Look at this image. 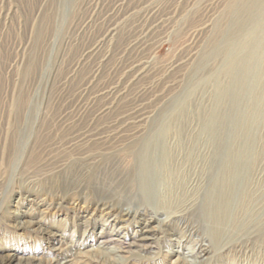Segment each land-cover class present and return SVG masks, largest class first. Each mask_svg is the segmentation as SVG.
Segmentation results:
<instances>
[{"label": "rangeland", "instance_id": "1", "mask_svg": "<svg viewBox=\"0 0 264 264\" xmlns=\"http://www.w3.org/2000/svg\"><path fill=\"white\" fill-rule=\"evenodd\" d=\"M211 115L248 167L221 227L198 214L217 167ZM159 128L168 177L143 196L122 186L126 142ZM97 129L109 132L87 142ZM129 206L187 211L160 217L148 254L109 264H173L197 243L211 252L201 264H264V0H0V261L93 264L76 256L137 235L136 218L114 219Z\"/></svg>", "mask_w": 264, "mask_h": 264}, {"label": "bare ground", "instance_id": "2", "mask_svg": "<svg viewBox=\"0 0 264 264\" xmlns=\"http://www.w3.org/2000/svg\"><path fill=\"white\" fill-rule=\"evenodd\" d=\"M257 7H259L258 2L253 3L250 9L251 10H255ZM259 55H260V53H259ZM241 79H243V78H241ZM237 83H238V81H237ZM239 83H240V81H239ZM238 85H240V84H238ZM238 89H240V87ZM78 114H79V112H78ZM235 114L237 115V112ZM79 119H80V117H79ZM231 119H229V120L231 121ZM208 120L210 121V122L208 121L210 123V125L208 124V126L205 127L204 129H205V132L207 134H209L212 137V139L215 140V143H216L215 147L217 148V150L214 151L213 165L215 164V165H217V167H216V171H215L216 173L211 176V177H213V179H211V180L213 181L212 184H214V185L212 186L211 189H209L206 192L203 204L198 209V214H199L200 218H202V220H204L208 225H214V226L216 225L217 227L218 226L221 227V226H223V224L226 223V221L231 220L233 207H234V205H236V203L238 201V199L236 197L237 196V188L235 186L234 180L238 179L241 176V174H243L242 178H245V176H246L245 171H247L248 167L244 166L245 164L243 165L242 157L239 154H236L235 151L231 150L230 141H228V139L226 140V138L224 137L226 135L227 136L230 135L229 133H233V132H226L225 130H222L218 125H214L215 124V118L212 115L210 116V119H208ZM100 130H98V129L97 130H88V131L84 130L85 134L87 135V136L85 135V138L87 139L86 141L87 142H92L93 140H97L104 133L109 132L107 130H101V131ZM161 130H164V129H160L159 128L156 131L154 130V133L152 135L148 134V135H146L145 137H143L139 141H136V142L127 141L126 142L129 145L130 150L132 151V153L135 156V158H134L135 162L133 161L135 164L131 166V169L126 174L124 173L126 175V178H125L124 183H122L123 187H128V186L129 187H135V186H137L138 189H139V192L143 196H147V195H151L150 194L151 193V189L153 188V184H154L152 182H153L154 179L156 180L159 177H165V178L168 177V174L165 171V163H166L165 160H166V155L167 154H166L165 148L162 147L161 143L159 144V142H161V139H162V136H163L162 135L163 131H161ZM117 132H122L124 134H127V133L129 134L130 133L128 130L127 131L126 130H118ZM235 133H238V132H235ZM133 134H135V133H133ZM235 135L236 134H234V136ZM234 140H236V139H234ZM232 145H234V144H232ZM240 145H238V146L240 147ZM248 149H250V148H248ZM251 166H253V165H251ZM111 187H112L111 184L106 185V186L103 185V187L101 188V197H102V199L103 198H111V197H103V194H105L104 192H106V191L109 192ZM122 193L123 192H121L119 194L117 193V195L119 197H121L120 194H122ZM114 197H113V199L117 201V203L114 204V205L120 206V204H123L121 201L118 200V197L116 195H114ZM245 198H248V197L246 196ZM241 199H244V198H241ZM247 202H248V200H247ZM246 203H243V200H242L241 204H245L246 205ZM101 205H102V207H101L102 210H104L106 212V214H109L110 211H108L109 207L107 206V204L103 203ZM110 205H111V203H110ZM248 206H249V204H248ZM152 210H153V207H152ZM186 211H187V209L184 208L180 212H173V213H169V214H164L163 211L161 213H158V211L155 212V210H154V212L149 213V215L146 217L145 214H144V213H146V211H141V212L138 213L131 206H129V207L125 208V209L118 210V212L115 213V217H114L115 222L117 223L118 229L124 228L125 225L129 223L130 220L132 221V220H135V218H136V224L138 226L137 227L138 228L137 229L138 230L137 235L133 236V238H131L130 240L126 241V243L124 242L125 240L119 242L120 244H119L118 248H109L108 247L109 244H111V243H114V242L118 243L117 239H115V238L102 239V241L99 244L100 246L96 250V253L98 254L97 257L91 256V259H90L88 257L89 255L87 254L88 252H84V253H81V254L79 253L76 256V258H78L80 263L83 262V261L85 262L87 260V261H89L90 263H93V264H109V263H111V261L114 262L115 260L116 261L121 260L122 259L120 257L121 253L122 254L123 253H130L131 250L134 249V248H138L141 251L147 253V252H149L151 250L152 246L155 244L156 239H157L156 237H157L158 234H160V232H159L160 228H162V227L168 228L169 227L168 224L170 222L168 220L167 221L169 223L167 221H165V220H161L160 217L166 216V219H169V220L171 219L172 222H174V221L176 222L178 218H182V216L185 215ZM138 216H139V218H138ZM144 217H145V219H144ZM238 220L235 221V222H238ZM180 221H182V220H180ZM180 221H178L177 224H179ZM32 224H33V222L32 223H27V225H32ZM107 225H109V226L111 225V227H112V225H114V224L110 223L108 220H105L104 226H107ZM217 236H219V235H217ZM217 238H219V237H217ZM58 251H60V250H58ZM90 251H92V250H90ZM209 253H211V252H209L208 248L205 247L204 244L197 243V244L192 245L189 249H187V251L185 253L181 252V255H177L176 259L173 262V264H177V263L178 264H201L203 261H206L208 259L207 257L209 255ZM65 260L66 259H64L61 264H71L72 263V262L65 261ZM33 261H35V260H27V261H25L23 259H17L14 256H8L4 260H1L0 264H33Z\"/></svg>", "mask_w": 264, "mask_h": 264}]
</instances>
